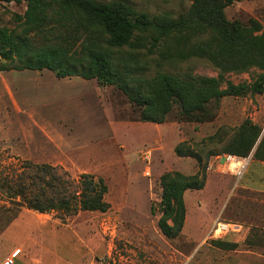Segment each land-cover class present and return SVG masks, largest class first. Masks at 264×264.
Segmentation results:
<instances>
[{
  "label": "rangeland",
  "instance_id": "rangeland-1",
  "mask_svg": "<svg viewBox=\"0 0 264 264\" xmlns=\"http://www.w3.org/2000/svg\"><path fill=\"white\" fill-rule=\"evenodd\" d=\"M122 1L151 17L169 13L174 19L186 13L192 3ZM27 7V0H0V26L20 30ZM50 12L52 18L47 25L31 35L34 46L64 44L70 53L79 49L80 39L74 35L73 25L54 15V9ZM226 15L244 24L257 19L264 29V0L235 1L226 7ZM157 33L139 32L137 39L143 44L122 48V60L129 59L131 65L139 67L135 75L150 77L159 71L218 74L219 70L204 57L182 58L174 53L178 33H170L165 43L161 39L150 51L152 35ZM19 64L17 58L0 55V72L12 87L10 91L0 85V184L5 177L28 175L34 166L47 163L55 167L53 185H62L71 194L83 173L104 179L110 207L104 212L74 213L72 208L41 213L26 207L20 198L0 191V264L14 246L23 247L15 264H29L25 242L32 234L34 238L38 235L60 240L59 253L49 257L48 253L35 254L36 261L47 256L50 264H82L99 258H107L112 264H264V194L240 187L243 179L238 182L233 174L222 170L208 177L210 162L204 187L184 194L187 211L182 232L169 238L158 225L162 176L169 171L196 173L213 156L207 159L208 153L220 152L242 123L249 120L260 125L252 118L257 101L251 98L255 93L227 95L211 103L209 107L216 114L212 121L185 120L175 106L165 122L157 123L142 120L140 106L115 84L100 85L97 78L90 84L53 79V71L47 68L38 77L31 69H18ZM261 71L251 67L229 72L226 78L234 83L251 82ZM96 82L100 88H95ZM11 94L19 98L20 109ZM183 140L202 156L201 162L176 154L175 147ZM59 179L69 186L59 184ZM47 190L51 193L52 188ZM217 219L243 224L244 235L230 232L222 239L210 237Z\"/></svg>",
  "mask_w": 264,
  "mask_h": 264
},
{
  "label": "trees",
  "instance_id": "trees-1",
  "mask_svg": "<svg viewBox=\"0 0 264 264\" xmlns=\"http://www.w3.org/2000/svg\"><path fill=\"white\" fill-rule=\"evenodd\" d=\"M235 1L239 0H192L189 10L174 19L169 13L151 17L122 0H27L20 30L0 26V55L5 59L17 58L18 69L47 68L58 76L80 75L97 78L103 85L115 84L140 106V118L144 121L163 123L175 106L185 120L212 121L216 114L209 107L211 103L227 95L264 93V29L254 18L248 24L230 20L226 7ZM51 9L60 20L73 25L72 31L80 39L79 49L70 53L64 44L34 46L31 35L47 25L52 18ZM152 30L158 33L152 35L150 51L159 46L161 39L165 43L170 33H178L173 52L182 58L204 57L219 70L218 74L159 71L150 77L135 75L137 66L131 65L129 59L123 61L120 53L125 46L139 47L143 43L138 41V33ZM251 67L262 70L251 82L234 83L226 78L229 72ZM252 151L256 158L264 160V128L247 120L220 152H209L207 159L220 153L248 156ZM175 152L178 156L203 160L186 140L175 147ZM209 161L194 174L169 171L162 176V215L158 225L165 236L174 238L182 232L187 211L184 194L189 189L204 187ZM33 169L28 175L5 177L0 184L2 194L20 198L19 202L41 213L72 208L74 213L109 209L110 203L105 198L108 187L101 177L81 174L77 179L79 186L71 194L62 185H53L55 167L51 164L43 163ZM58 183L69 186L66 180L59 179ZM56 186L60 189H55ZM48 187L52 188L51 193ZM151 210L155 212L154 205Z\"/></svg>",
  "mask_w": 264,
  "mask_h": 264
},
{
  "label": "crops",
  "instance_id": "crops-1",
  "mask_svg": "<svg viewBox=\"0 0 264 264\" xmlns=\"http://www.w3.org/2000/svg\"><path fill=\"white\" fill-rule=\"evenodd\" d=\"M31 70L33 71V73H35L37 75L39 74L38 77L42 76L43 72H45V70H42V71L41 70H35V69L34 70L31 69ZM17 71H21V70H17ZM51 76L53 77V79H56V77H59L60 80H65L66 82H71V83H76V84H90L92 82V80L94 79V78H85V77H82L80 75L58 76L57 73L54 71H53V75H51ZM5 78H6V76L2 77V74L0 72V85H2L4 89L7 87L11 91L12 87L10 86L9 81H7ZM97 84L98 83L96 82L94 85L95 88H100ZM100 85H103V84H100ZM44 97H46V96H44ZM11 100H12V102H14V105L16 106L17 109H20V107H22V105H21L22 103L20 102L19 98L18 97L14 98L13 94H11ZM251 100L252 101L255 100V102L257 101L253 106L252 118L256 122H258L260 125L264 126V93L253 94V97L251 98ZM28 111L30 112V109ZM31 114H32V112H31ZM33 116L34 115L32 114V119H33ZM38 124L42 125L43 127H46L45 124H40V122H38ZM224 159H225V153H220L217 155H213L211 157V159L209 161L210 166H209V170H208V177H213V175L218 170H221V166L224 163ZM240 179L241 180L243 179V181H245L243 185L238 184L240 187H242L246 190L255 191V192L264 194V160L256 158L254 156V151H252L250 153V161H249L248 167ZM189 190H191V189H189ZM20 218H22V217H19V219H17V221L20 222ZM228 222H231V221H228ZM231 223L234 225V230H232L231 232H238V234H240L241 236H242V234L244 235L243 224L234 223V222H231ZM42 233H44V232H42ZM33 235L34 234L29 236V238H26V242H25V245H26L25 249H27V251H28V253L26 254V257L29 259V264H50L49 261L47 260V256L49 257L50 255L53 256L52 254H54V253H57V252L59 253V251L61 250V248L59 246L60 240L57 239L56 237H54L53 240L48 239L47 237H44L42 239L41 237H36L38 235H36L34 238ZM54 235L55 236L57 235V233L55 231H54ZM222 238H220V239H222ZM217 239H219V238H217ZM74 243H75V240H74ZM18 246H20V245H18ZM20 247L23 248L22 246H20ZM16 248H18V247L14 246L12 248L11 252L14 251ZM70 249H72V247L69 248V250ZM38 253H43V254L48 253V254H47V256H43L41 258V260L38 262L35 259V254H38ZM3 260H4V258H3Z\"/></svg>",
  "mask_w": 264,
  "mask_h": 264
},
{
  "label": "built area",
  "instance_id": "built-area-1",
  "mask_svg": "<svg viewBox=\"0 0 264 264\" xmlns=\"http://www.w3.org/2000/svg\"><path fill=\"white\" fill-rule=\"evenodd\" d=\"M250 161V155L240 156L232 153H225L224 163L221 166V170L226 173L233 174L237 181L245 173ZM210 166V165H209ZM208 166V167H209ZM149 173V172H147ZM234 230V225L231 222L217 219L210 229V237L222 238ZM22 249L20 247L12 251L3 261V264H14L16 258L20 255ZM82 264H112L107 258H99Z\"/></svg>",
  "mask_w": 264,
  "mask_h": 264
}]
</instances>
